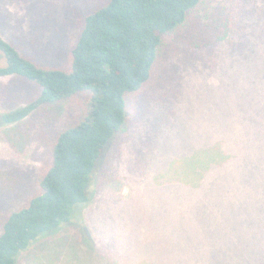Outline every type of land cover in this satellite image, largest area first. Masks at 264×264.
Wrapping results in <instances>:
<instances>
[{
  "label": "trees",
  "instance_id": "1",
  "mask_svg": "<svg viewBox=\"0 0 264 264\" xmlns=\"http://www.w3.org/2000/svg\"><path fill=\"white\" fill-rule=\"evenodd\" d=\"M99 5L80 17L64 67L42 64L29 49L6 40L12 33L0 32V78L23 79L35 91L28 101L20 98L0 112V141L14 158L37 156L41 145L47 153L36 169L12 157L0 162V264H18L20 254L63 228L84 231L93 189L114 184L119 175L111 172L124 161L122 156L112 160L108 149L121 139L140 141L146 133L143 144L152 150L159 143L155 130L172 132L173 101L182 97L180 91L188 95L195 89L181 79L183 73L192 75L188 68L207 79L227 72L229 63L249 71L254 62L252 71L264 77V0H105ZM74 98L80 102L77 114L58 109ZM33 117L40 123H28ZM47 127L54 131L46 148ZM138 171L132 173L142 174ZM175 176L169 179L179 194H194L202 186ZM161 180L158 186L168 183ZM9 198L24 202L5 207ZM263 201L259 190L246 207L236 206L229 229L218 224L209 232L215 246L195 250L192 242L191 249L210 264H253V225H264ZM221 208L219 222L229 220ZM80 235L82 249L83 239L91 249L90 236Z\"/></svg>",
  "mask_w": 264,
  "mask_h": 264
},
{
  "label": "rangeland",
  "instance_id": "2",
  "mask_svg": "<svg viewBox=\"0 0 264 264\" xmlns=\"http://www.w3.org/2000/svg\"><path fill=\"white\" fill-rule=\"evenodd\" d=\"M103 1L0 0V26L5 27L0 32L12 33L6 40L26 47L42 64L64 67L80 17ZM254 65L246 71L232 62L227 72L207 79L188 68L186 73L192 75L183 73L181 79L195 89L188 95L180 91L182 97L173 101L172 132L161 127L155 130L154 142L159 143L152 150L143 144L146 133L137 142L129 138L114 143L107 153L112 160L123 157L111 172L119 177L112 185L93 189L92 203L83 213L84 231L63 228L20 254L18 264H210L202 262L203 253L193 251L191 243L195 250L215 246L209 232L218 224L229 229L236 206L246 207L264 190V84H257L264 83V77L258 70L252 71ZM20 80L0 78V112L18 105L20 98L28 101L35 95L32 86ZM137 104L144 103L138 100ZM58 109L77 114L79 99ZM160 110L161 106L155 112L159 115ZM44 118L50 119V115L45 113ZM154 118L152 114L150 122ZM28 121L40 123L41 118ZM53 131V127L44 130L46 148ZM41 146L37 156L29 159L18 154L16 160L28 162L33 169L42 166L47 153ZM11 157L13 153L0 141V162ZM134 168L142 174H133ZM177 173L189 186L201 184L198 192L177 193L169 179ZM163 178L168 183L158 186ZM13 200L17 205L24 202L9 198L3 205ZM219 207L229 220L219 222ZM80 234L90 236L91 249L85 239L82 249ZM220 246L218 243L217 248ZM253 264H264V225H253Z\"/></svg>",
  "mask_w": 264,
  "mask_h": 264
}]
</instances>
